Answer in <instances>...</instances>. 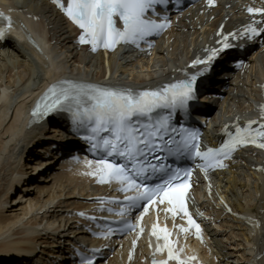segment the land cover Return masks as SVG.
Returning <instances> with one entry per match:
<instances>
[{
  "label": "bare ground",
  "instance_id": "6f19581e",
  "mask_svg": "<svg viewBox=\"0 0 264 264\" xmlns=\"http://www.w3.org/2000/svg\"><path fill=\"white\" fill-rule=\"evenodd\" d=\"M64 4L67 0H63ZM209 0L179 13L160 11L172 27L152 48H118L108 56L79 46L77 29L51 0H0L15 29L0 42V264H78L75 251L98 250L96 264H149L143 241L131 236L89 238L100 196H117V182L98 184L75 155L67 115L27 128L34 99L51 82L73 79L144 89L170 82L205 48H229L208 66L188 68L203 79L192 117L206 124L216 146L224 127L257 116L264 95V6L253 0ZM262 14L249 15L251 7ZM261 34L244 32L250 18ZM227 38V39H225ZM243 62V65H237ZM202 73V74H201ZM82 156V155H80ZM227 168L198 178L190 209L203 242L180 246L194 264H264V159L253 148L236 152Z\"/></svg>",
  "mask_w": 264,
  "mask_h": 264
},
{
  "label": "snow or ice",
  "instance_id": "6c2138e0",
  "mask_svg": "<svg viewBox=\"0 0 264 264\" xmlns=\"http://www.w3.org/2000/svg\"><path fill=\"white\" fill-rule=\"evenodd\" d=\"M53 2L59 4V0H53ZM211 2L212 0H209V3ZM161 3L166 4L167 0H69L66 8L63 4H59V6L82 30L83 34L80 36L79 42L81 44L90 43L92 50L96 51L101 44L111 50H115V46L121 42L139 46V40L146 36L158 34L168 27L169 25L166 23H156L154 20L146 18L149 10L154 9L157 4ZM254 11L260 12L261 10L249 9V12ZM0 20L7 21V26L11 27L10 17L2 12H0ZM118 21L122 22V28L117 26ZM247 31H250L253 36L259 34L255 28H250ZM5 34L6 28L0 27V39H3ZM229 47L230 45L225 42L220 49L211 50V55L207 60H197L195 63L209 64L220 52ZM196 79V76H192L189 80L180 84L168 85L161 91H143L139 93H134L131 90H116L65 82L49 88L37 104L33 116L66 111L71 114L74 124H84L87 121L89 125H95L92 127L93 133L111 132L112 138H101L102 144L97 142L93 144V147L102 148L108 157L119 156L128 163L118 164L104 158L97 161L101 165L100 182H107L110 178L121 184L126 183L128 189H139L143 186L137 182L136 177L145 175L147 168H151L153 172L165 171L160 163L153 164L147 159H145L146 166L142 165L137 168L136 165L140 163V157L146 158L149 154H152L154 159H161L155 156L161 146L154 141L155 139H162L161 133L167 130V121H160L151 132L142 135L132 127L133 118L144 116L151 119V114L161 107L185 108L188 102L195 98L194 85ZM41 107H43V111H41ZM260 128L264 129V124H261ZM260 135L264 136V132H261ZM197 138L198 133L188 132L182 140V146L185 150H194L196 156L209 164L211 163L210 157H227L229 152L234 150L238 144L245 143L244 139L237 136L221 149L214 151L209 148L206 152H201L199 145L195 143ZM85 139L93 140V137H85ZM258 146L264 148V143ZM225 149H228V151H225ZM129 165H131V169ZM184 175L190 176L191 172L185 170ZM178 179H180L179 170L172 172L163 183L151 188L145 187V191L141 196L129 199L132 201V205H135L141 199L148 204H155L157 203L156 197L162 194L163 198L159 203L166 201L170 204L172 207L169 211L174 216L181 212L188 217V224L195 228L199 238L200 225L192 218L186 206L185 196L188 187L184 182L174 183ZM126 190L121 189V191ZM147 210V207H145L144 211L147 212ZM117 214L124 215L123 212ZM158 231L163 233L166 243L162 247L158 246L157 251H163L164 248H167L168 260H176L177 264H186L174 252L171 242L168 241L169 233L167 230L157 229L154 226L152 234L157 235ZM184 231L188 230L184 229ZM84 264H93V261L86 259ZM153 264H157V262L154 261ZM160 264H167V261L160 262Z\"/></svg>",
  "mask_w": 264,
  "mask_h": 264
},
{
  "label": "rangeland",
  "instance_id": "374dc122",
  "mask_svg": "<svg viewBox=\"0 0 264 264\" xmlns=\"http://www.w3.org/2000/svg\"><path fill=\"white\" fill-rule=\"evenodd\" d=\"M200 96H202V94Z\"/></svg>",
  "mask_w": 264,
  "mask_h": 264
}]
</instances>
